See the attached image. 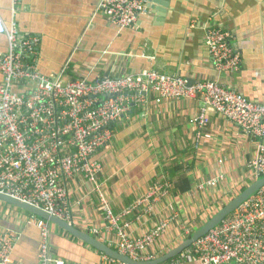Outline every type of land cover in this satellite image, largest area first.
Masks as SVG:
<instances>
[{"label": "crops", "instance_id": "crops-1", "mask_svg": "<svg viewBox=\"0 0 264 264\" xmlns=\"http://www.w3.org/2000/svg\"><path fill=\"white\" fill-rule=\"evenodd\" d=\"M99 1L17 0L13 6L11 0H0V17L6 25L14 21L21 35L39 38L38 70L44 75L63 72L64 81L92 82L154 70L191 84L217 81L264 104V0H144L149 15L123 30L97 12ZM206 23L231 34L230 45L241 59L237 73L217 74L212 69L203 41ZM6 48V39L0 36V52ZM200 106L198 99L183 98L160 105L148 103L142 114L133 108L127 119L115 125L111 144L97 154L102 164L99 181L108 193L113 214L129 207L153 183H168L169 193L153 207L152 216L137 222L135 215L129 219V234L139 238L162 217L176 214V222L157 243L161 251L174 248L185 231L193 230L191 223H201L204 216L207 220L218 211L216 206L251 183L248 163L259 141L209 112V124L195 149L196 128L191 120ZM176 165H183V170L174 177L185 175L190 185L189 192L178 196L172 193L174 179L167 178L168 170ZM219 176L222 181L208 188L207 182ZM81 182L78 177L69 183L73 227L88 235L97 228L101 235L91 236L109 247L114 235L107 231L96 198ZM83 194L86 197L79 203ZM38 220L0 202V232L15 234L14 262L38 264ZM49 225V245L56 259L64 264L101 262L98 251Z\"/></svg>", "mask_w": 264, "mask_h": 264}, {"label": "built area", "instance_id": "built-area-1", "mask_svg": "<svg viewBox=\"0 0 264 264\" xmlns=\"http://www.w3.org/2000/svg\"><path fill=\"white\" fill-rule=\"evenodd\" d=\"M16 2L11 0L13 6ZM96 10L118 30L131 28L141 17L149 15L144 0H100ZM203 31L212 69L217 74L237 73L241 59L230 45L231 34L208 23L204 24ZM0 36L7 42L5 52H0L1 195L73 226L69 183L79 177L88 194L95 196L107 231L114 235L108 241L109 247L136 263L156 260L189 239L193 232L185 231L174 248L169 246L161 251L157 243L176 222V214L162 217L139 238L129 234V219L135 215L137 222L152 216L153 207L169 193L168 183H153L129 207L113 214L108 193L99 181L102 164L97 154L112 142L110 125L127 119L133 108L142 114L148 103L160 105L183 98L201 101L198 114L191 120L196 128L195 149L209 124V112H213L259 141L248 169L251 183L264 176V104L250 101L216 81L188 86L186 79L154 70L117 78L106 76L92 82L64 81L63 72L50 75L39 72L38 37L21 35L14 21L6 25L1 17ZM16 85L20 87L17 90ZM221 181L219 176L209 180L207 186L215 187ZM84 197L85 194L78 202ZM36 226L38 264H64L50 249V225L38 220ZM90 234L95 237L101 232L93 228ZM14 239V233L0 232V264H19L11 257ZM156 251L159 255H154ZM171 262L264 264V186ZM99 264L125 263L101 255Z\"/></svg>", "mask_w": 264, "mask_h": 264}, {"label": "water", "instance_id": "water-1", "mask_svg": "<svg viewBox=\"0 0 264 264\" xmlns=\"http://www.w3.org/2000/svg\"><path fill=\"white\" fill-rule=\"evenodd\" d=\"M190 85L191 83L188 82V86ZM263 186H264V176L259 179H256L255 181L250 183L247 187H245L244 190H242L236 196L231 198L226 204H224L220 209H218V211H216L211 217H209L203 223L201 227L195 230L189 239L185 240L183 243H181L178 247H176L171 252L157 258L154 261L146 262V263H136L134 261H131L128 257L120 255L115 250L109 248L107 245L100 242L93 236L81 232L80 230L69 225L67 222L61 219L55 218L53 216H50L38 208L29 206L25 203H21L20 201L6 197L1 194H0V202L10 205L12 207H15L26 213H29L30 215L37 217L45 221L48 224L54 225L55 227L68 233L69 235L78 239L82 243H85L86 245L90 246L91 248L98 251L100 254H102L103 256H106L109 259H112V260H115L121 263H125V264H162V263H165L173 259L181 251L188 248L198 239L205 236L211 229L216 227L221 221L226 219L235 210H237V208L242 203H244L247 199H249L251 196L256 194V192Z\"/></svg>", "mask_w": 264, "mask_h": 264}, {"label": "trees", "instance_id": "trees-1", "mask_svg": "<svg viewBox=\"0 0 264 264\" xmlns=\"http://www.w3.org/2000/svg\"><path fill=\"white\" fill-rule=\"evenodd\" d=\"M131 112H133V109L131 110ZM129 115H130V113H129ZM119 123L120 122L113 123V124L110 125L109 129L112 130V133L114 132V129H116L115 125L117 126ZM181 170H183V165H176L172 169H169L168 172H167V178L170 179L171 181H172V179H174V181H175L174 184H173L174 187H173V190H172V193H173L174 196L182 195V194L187 193V192L190 191L189 181H188V179L186 178L185 175H181L179 177H174L175 174H176V171L178 172V171H181ZM244 188L245 187H242L239 190V193L242 190H244ZM37 219H39V218H37ZM39 220H41V219H39ZM191 235H189V237ZM168 263H170V260L165 262V263H162V264H168Z\"/></svg>", "mask_w": 264, "mask_h": 264}, {"label": "rangeland", "instance_id": "rangeland-1", "mask_svg": "<svg viewBox=\"0 0 264 264\" xmlns=\"http://www.w3.org/2000/svg\"><path fill=\"white\" fill-rule=\"evenodd\" d=\"M234 194H235V193H233L232 195H234ZM237 194H238V193H237ZM232 195H231L232 198H233L234 196H236V194H235L234 196H232ZM231 197H230V198H231ZM229 200H230V199L225 200L223 203H220V205H219L218 207L216 206L214 209H216V210L220 209V208H221L224 204H226ZM1 204L4 205V206L10 207V206H8V205L5 204V203H2V202H1ZM11 207H12V206H11ZM13 208H14V207H13ZM210 208L213 209L211 206H210ZM216 210H215V211H216ZM213 211H214V210H213ZM212 214H213V213H212ZM207 216H208V215H207ZM210 216H211V215H210ZM204 218H205V219H202L203 221H202L201 223H196V222L191 223V224H193V225H192V226H193V230H191V229H190V230L194 232L197 228L201 227V226L203 225L202 223H204V222L206 221V216H204ZM207 218H209V216H208Z\"/></svg>", "mask_w": 264, "mask_h": 264}, {"label": "bare ground", "instance_id": "bare-ground-1", "mask_svg": "<svg viewBox=\"0 0 264 264\" xmlns=\"http://www.w3.org/2000/svg\"><path fill=\"white\" fill-rule=\"evenodd\" d=\"M217 82V81H216ZM197 100V99H196ZM200 101V100H199ZM54 255V254H53Z\"/></svg>", "mask_w": 264, "mask_h": 264}]
</instances>
